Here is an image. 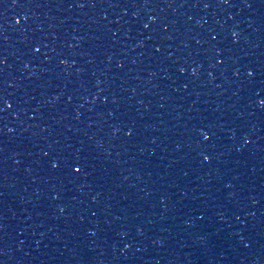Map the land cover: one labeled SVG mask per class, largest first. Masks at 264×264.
Wrapping results in <instances>:
<instances>
[{"label": "water", "instance_id": "water-1", "mask_svg": "<svg viewBox=\"0 0 264 264\" xmlns=\"http://www.w3.org/2000/svg\"><path fill=\"white\" fill-rule=\"evenodd\" d=\"M0 13V264H264V0Z\"/></svg>", "mask_w": 264, "mask_h": 264}, {"label": "snow or ice", "instance_id": "snow-or-ice-1", "mask_svg": "<svg viewBox=\"0 0 264 264\" xmlns=\"http://www.w3.org/2000/svg\"><path fill=\"white\" fill-rule=\"evenodd\" d=\"M2 2H3V0H0V3H2ZM19 3H20V0H12V6H17V5H19ZM223 3H225V4L229 3V0H223ZM77 6L83 8V7H85L86 5L83 4V3H81V4L77 5ZM93 6H95V5H93ZM111 6H112V7H118L119 5H117V4H113V5H111ZM145 6H147V5H145ZM181 6H183V5H181ZM210 6H211V5H209V4H207V3L204 4V7H205V8L210 7ZM247 6L250 7V8L253 7V5L250 4V3L247 4ZM0 15H2V13H0ZM17 16H19V13H17ZM104 19L107 20L108 18L105 16ZM153 22H154V21H153ZM15 24H16V25H19V24H20V20H19V19H16V20H15ZM143 27L147 29V28L149 27V24L145 23V24L143 25ZM113 35H115V33H114ZM236 35H238V34L235 33V32H233V36H236ZM212 39H215V37H212ZM33 51H34V53H39V52L41 51V48L38 47V46H35V45H34V46H33ZM160 51H161V48H160V47H155V48H154V52H155V53H160ZM216 55H217V56H220V55H221V52L218 51V52L216 53ZM223 62H224V61H223L222 59H221V60H218V63H220V64H222ZM4 63H6V61L0 59V64H4ZM61 63H66V61H61ZM25 67H27V65H25ZM118 67L123 68V64H122V63L119 64ZM179 71H180V72H183L184 69L181 68ZM254 71H255V70L247 71V76L250 77V78L253 77V76H254ZM193 75H196V72H195V71L193 72ZM69 99H71V98H69ZM0 104H3V105L5 106V108H0V111L6 110V109H10V108H12V106H13L11 103H9V102L7 101V99H5V98L2 97V96H0ZM259 104H260V105H264V99H260V100H259ZM9 131H11V129H9ZM126 135H127L128 137H132V136H133V130H129V131L126 133ZM200 136H201V138H202L204 141H209V140L212 138L211 135H210V133H209L208 131H206V130H202V131L200 132ZM203 159H204L205 161H208V160L210 159V157L207 156V155H204ZM50 163H51V167H52L53 169H60L61 166L63 165V167L65 168V170H67V171L69 172V174H71V175H80V174H82V173H84V172L87 171L86 164L82 163L81 160H80V158H76L75 160H72V161H70V160H66V159L63 160V161L60 160V159H54V160H52ZM61 211H63V209H61ZM91 234H92L93 236L96 235L95 232H92Z\"/></svg>", "mask_w": 264, "mask_h": 264}]
</instances>
